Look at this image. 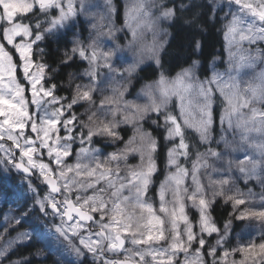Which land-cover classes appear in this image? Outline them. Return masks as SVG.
Segmentation results:
<instances>
[{
	"label": "snow or ice",
	"instance_id": "6c2138e0",
	"mask_svg": "<svg viewBox=\"0 0 264 264\" xmlns=\"http://www.w3.org/2000/svg\"><path fill=\"white\" fill-rule=\"evenodd\" d=\"M0 171V264H45L38 216L70 264H264V0H0Z\"/></svg>",
	"mask_w": 264,
	"mask_h": 264
},
{
	"label": "trees",
	"instance_id": "16d2710c",
	"mask_svg": "<svg viewBox=\"0 0 264 264\" xmlns=\"http://www.w3.org/2000/svg\"><path fill=\"white\" fill-rule=\"evenodd\" d=\"M116 2H118V0H116ZM235 7L236 6H233L234 9ZM121 12H122V7H121ZM202 40H203L204 57L209 60L210 67H211V58L215 56L216 54H222L223 57L226 59L225 50H224V41H223L220 26L210 29L202 37ZM55 47L56 45L53 44V48ZM149 64L144 66L145 68L148 69V71L141 73V75L145 77V80L147 82H150L151 80L156 78L153 75V68L155 66L152 65V67H149ZM18 182L21 183V181L19 180V174L15 172L4 173L0 171V193H2V191H5L7 189L9 194H15L19 189H22V188L24 189L23 183L20 184L22 187L16 186ZM241 188L243 191H245V187L243 185H241ZM9 190H12V192ZM246 200H247V197H246ZM3 207L0 208V227H2L6 223L4 219L5 216L3 213ZM240 207L241 208L252 207L254 210H257V211L264 210L259 205L249 206V201L245 205L240 206ZM228 211H230L228 206H224V207L217 209L215 215H217L218 217H223ZM31 220L35 221V219H31ZM42 227L44 229L45 225H42ZM233 228H234V233L238 237L239 242H247L248 239H255L257 242H259L260 232L262 230V226L259 221L255 219L243 220V221L234 220ZM41 246L50 249V251L45 257V264H60L61 260L65 261L66 264H70V261L73 259V257H71L66 251L62 249L61 241L58 240L57 237L48 238L46 241L38 242L32 248H23L18 253V256L26 255L29 252L34 251L35 247H41ZM14 258H18V257H14Z\"/></svg>",
	"mask_w": 264,
	"mask_h": 264
},
{
	"label": "rangeland",
	"instance_id": "374dc122",
	"mask_svg": "<svg viewBox=\"0 0 264 264\" xmlns=\"http://www.w3.org/2000/svg\"><path fill=\"white\" fill-rule=\"evenodd\" d=\"M123 2H124V0H118L117 3L118 4H121V7H122ZM224 50H225V47H224ZM227 56H228V52L225 50V57L227 58ZM118 59H120L121 62H125L126 63V62H129L131 60V56L129 54H127V53H124ZM146 64H148V63H146ZM241 158H243V156ZM18 198L21 199L19 197V195H16V194L15 195H12V196H8L6 194L0 193V208H2V204L4 202L7 203L6 204V207H4V211H3L4 212V216L9 213V210L10 209H13V208L16 207V204H14L13 201L17 200ZM13 214H17V213H13ZM45 219L48 220L50 222V224H51V226H49V228H48V232L50 234H52L53 236H56V234L54 232V226H55V224L59 223V221L52 220L50 218H45ZM25 229H28V230L35 229V230H38V229H40V227L37 226L36 221H32V222L30 221L29 224H26Z\"/></svg>",
	"mask_w": 264,
	"mask_h": 264
}]
</instances>
